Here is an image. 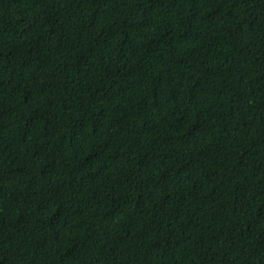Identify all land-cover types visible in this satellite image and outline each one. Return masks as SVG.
Listing matches in <instances>:
<instances>
[{
  "label": "trees",
  "instance_id": "1",
  "mask_svg": "<svg viewBox=\"0 0 264 264\" xmlns=\"http://www.w3.org/2000/svg\"><path fill=\"white\" fill-rule=\"evenodd\" d=\"M0 264H264V0H0Z\"/></svg>",
  "mask_w": 264,
  "mask_h": 264
}]
</instances>
